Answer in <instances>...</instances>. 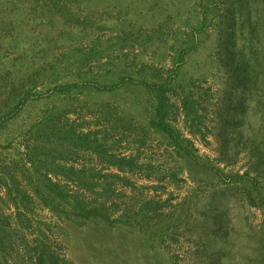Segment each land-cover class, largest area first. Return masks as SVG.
I'll list each match as a JSON object with an SVG mask.
<instances>
[{
  "label": "rangeland",
  "instance_id": "obj_1",
  "mask_svg": "<svg viewBox=\"0 0 264 264\" xmlns=\"http://www.w3.org/2000/svg\"><path fill=\"white\" fill-rule=\"evenodd\" d=\"M218 2L0 0V167L31 192L21 171L33 174V159L93 212L83 217L64 203L53 211L31 192L32 212L19 221L0 188V215L11 225L0 264H27L23 244L37 225L67 264H264V86L241 113L233 109ZM258 50L264 58L263 43ZM13 93L26 97L7 114L3 103ZM185 95L196 115L186 117ZM160 102L166 122L219 176L152 126ZM47 122L56 131L38 132ZM68 129L133 159V170H117L79 141L58 140ZM38 146L54 148L64 159L53 151L52 164L61 167ZM245 172L250 181L229 177ZM77 178L93 188H79ZM248 189L255 201H247Z\"/></svg>",
  "mask_w": 264,
  "mask_h": 264
},
{
  "label": "trees",
  "instance_id": "obj_2",
  "mask_svg": "<svg viewBox=\"0 0 264 264\" xmlns=\"http://www.w3.org/2000/svg\"><path fill=\"white\" fill-rule=\"evenodd\" d=\"M79 1V0H78ZM55 4V0H50ZM77 2V1H76ZM218 3L222 4V12L218 16L219 24V47L223 49L220 58V62L223 67L226 68L227 73V84L231 87V91L234 92V100H236V105L234 110H237L241 113V106L244 107L246 101H254V96L256 91H258L259 86H264V72H260L258 67L261 65V62H264V58L259 57V45L263 43L264 45V0H219ZM220 4V5H221ZM62 12V11H61ZM221 21V22H220ZM244 35H246L244 37ZM185 50V48L183 49ZM186 51V50H185ZM93 58V54L89 59ZM182 60V57L179 59ZM149 86V85H148ZM151 87V86H149ZM159 87L158 92L161 93L162 89ZM232 92H230L231 94ZM25 95L13 93L3 103L4 110H7V114L15 111L17 103H23ZM162 97V94H161ZM263 96H257L255 99L256 104H260ZM233 99V98H232ZM183 107L185 109L186 117L190 115H196L193 110L192 99L185 95L183 100ZM15 104L14 108L13 105ZM189 109V111H188ZM193 112V113H191ZM6 114V115H7ZM167 109L166 106L160 102L159 106L156 108L155 117L152 120L151 124L157 130L166 134L169 143L177 149V151H182L184 156L189 159L194 165L203 166L208 171H213L215 175H220L221 170L215 169L208 165L202 163L200 158L194 153L193 147L190 144L189 140L182 139L179 133L171 127L166 122ZM198 117L194 116L192 119H197ZM232 118V117H231ZM2 119L0 118V128H1ZM47 122L46 128H42V125L39 126L38 132L41 133V130L45 131L46 129L56 131V127L51 123ZM64 137L58 135V140L71 139L73 145L79 141V146L84 149L91 150L99 155H104L106 161L109 165L114 166L117 170L123 171H132L134 168V160L131 158H125L123 156L117 157L113 154H107V151L104 150L103 146L99 144L98 140L90 138V135L79 137L75 135L73 129H68L67 132H64ZM67 135V136H66ZM40 136V134H39ZM189 144L191 146H189ZM55 145V144H54ZM34 150L37 153L44 152L46 150L47 160L46 162H51V166L60 168V165L55 166L52 164L56 155H52L54 148H45L42 146L35 147ZM56 154L58 152H55ZM52 156V157H51ZM60 157V154H57ZM30 157V156H29ZM32 158V157H31ZM33 159H30V163L33 165V174H29V170H22V178L28 181V187L32 192V195L39 197L43 205L51 210L57 211L56 207L59 203H64L69 207V212L72 213V209L83 217H88L93 215L92 210H88L85 203L78 197L70 196L66 194L63 190V186L52 181L48 177L47 173L39 171L38 167H34ZM50 173H57L50 168L47 169ZM23 171H26L27 174H24ZM67 175L72 179L74 174V168L68 166L65 169ZM25 175V176H24ZM26 178H24V177ZM35 177L37 178L35 180ZM42 177L45 179V182L42 183ZM229 177L236 181L243 183L245 181H250L249 173L245 172L243 174L234 173L229 174ZM21 178V176H20ZM76 183L80 184L79 188L91 189L94 184L89 182H84L83 179L77 178ZM19 180L14 173L9 170L7 167H0V188L5 191V196L15 208V216L17 220L21 221L25 214L31 213L32 211L28 207V203L31 199L29 190H20ZM127 183V182H126ZM96 185V184H95ZM44 189L47 190V195L44 194ZM245 197L247 201H255L252 197L251 190L248 189L245 192ZM31 221H28L29 228ZM11 225L7 216L0 215V249L4 243V239L7 237L9 230H11ZM2 251V249H1ZM23 252L27 257V264H67V260L64 258H59V256L54 252L49 246V238L45 231L37 225L33 227L30 234V239L25 240L23 244ZM1 264H9L5 259Z\"/></svg>",
  "mask_w": 264,
  "mask_h": 264
}]
</instances>
